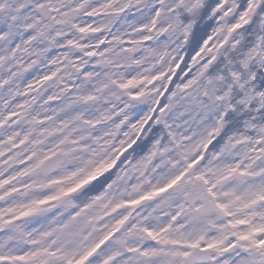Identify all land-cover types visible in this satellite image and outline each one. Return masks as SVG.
Segmentation results:
<instances>
[{"label":"clouds","instance_id":"obj_1","mask_svg":"<svg viewBox=\"0 0 264 264\" xmlns=\"http://www.w3.org/2000/svg\"><path fill=\"white\" fill-rule=\"evenodd\" d=\"M0 264H264V0H0Z\"/></svg>","mask_w":264,"mask_h":264}]
</instances>
